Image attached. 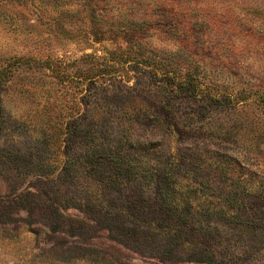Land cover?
Instances as JSON below:
<instances>
[{"label":"rangeland","instance_id":"1","mask_svg":"<svg viewBox=\"0 0 264 264\" xmlns=\"http://www.w3.org/2000/svg\"><path fill=\"white\" fill-rule=\"evenodd\" d=\"M260 95L264 0H0V264H264ZM172 154L188 184L169 199L125 169ZM43 199L70 218L159 202L165 223L185 199L207 227L211 204L230 212L167 258L108 229L53 234L25 205Z\"/></svg>","mask_w":264,"mask_h":264},{"label":"trees","instance_id":"2","mask_svg":"<svg viewBox=\"0 0 264 264\" xmlns=\"http://www.w3.org/2000/svg\"><path fill=\"white\" fill-rule=\"evenodd\" d=\"M145 60L148 59H143V61ZM172 60L174 59L164 57L163 59L160 58V60L153 61L154 63L152 62V65L161 67L162 65L166 64V61L168 64V62ZM147 64L149 63L147 62ZM97 75L98 74H91L87 75V77L92 79ZM188 85L191 86L189 83ZM196 88H198V85H196ZM197 91L198 90H196V92ZM230 96L231 95H229V97ZM249 96L250 93L247 94L243 91L238 96L230 98H235V100L240 103L241 101L246 100ZM259 99L260 101L264 102L263 95H260ZM171 130L172 129L167 130L166 133L168 134L172 132L174 136H177L176 132ZM163 132L165 133V130ZM146 141L147 142H144V144L150 142L148 140ZM150 145L151 144H149L145 148H142L146 151H150ZM172 156L173 159H171L170 161L157 160L155 162L153 160H148L140 162V164H138L139 167L129 168L127 165L125 169L138 170L139 172H141V175L146 177L149 183L148 187L150 190L152 188H156L157 190H160L162 194H160L159 197L164 200L169 199L170 197L175 195V193L181 192L182 185L188 184V179L184 180L183 177L187 174L181 173L180 168H178V156L176 154H172ZM173 164L177 167H173ZM156 196L158 197L157 193ZM185 200H183L182 204L177 200H169L172 207V209H170V212L173 219L171 222H165L169 223L168 225L162 223L160 219L162 208L158 206L159 202H156L153 210H150L146 207L145 210L140 209L139 211H137L138 215L140 214L139 216L143 217V219H139V217L134 218L133 216H131L129 210L127 212H122L116 209H110L103 214L96 207H91L85 210L82 216L70 218L66 216L65 213H63L59 206H55L45 199H43L42 206L41 203L33 200L27 201L25 205L27 206V208H29L31 213H35L34 215L40 216L41 222L47 225L48 229L53 234L68 233L69 235H74L79 239L86 240L95 236L98 230L108 229V232L113 239L130 248H133L134 250H140L144 253L146 252L147 254L159 257L168 256L167 258H169V256L178 249L180 244L181 246L184 245V247L189 246L187 245L190 244L188 238L197 237L196 235L198 233V230H205V228L211 230L210 225L220 224L212 219L214 213L224 214V216L226 217L225 211L229 209L224 203L220 209L214 210L215 205L211 204V207L207 212V215L209 217L208 221L206 222L208 224L207 227L204 225L205 222L202 219V214L197 212V207L194 208L193 204H190L188 200ZM228 212H230V209L228 210ZM231 212L238 213V211ZM100 214H102V217H99ZM238 215L239 213L237 214V216ZM142 222H144L145 224H142ZM66 225L68 226L66 230H64ZM160 225L162 227L164 226L165 230L169 234L168 239L165 243H161L160 240L156 239V236L159 232L158 230L162 228H158ZM146 227L150 228L151 232L155 233L156 236L151 235L150 233H147V235L144 236V231L148 230L146 229Z\"/></svg>","mask_w":264,"mask_h":264}]
</instances>
